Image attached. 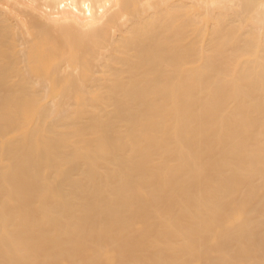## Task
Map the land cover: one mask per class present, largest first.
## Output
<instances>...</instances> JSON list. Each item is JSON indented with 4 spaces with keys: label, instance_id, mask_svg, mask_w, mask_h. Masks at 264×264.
Returning a JSON list of instances; mask_svg holds the SVG:
<instances>
[{
    "label": "bare ground",
    "instance_id": "1",
    "mask_svg": "<svg viewBox=\"0 0 264 264\" xmlns=\"http://www.w3.org/2000/svg\"><path fill=\"white\" fill-rule=\"evenodd\" d=\"M0 264H264V0H0Z\"/></svg>",
    "mask_w": 264,
    "mask_h": 264
}]
</instances>
